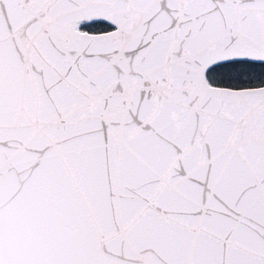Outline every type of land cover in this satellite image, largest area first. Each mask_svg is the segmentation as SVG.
<instances>
[{
  "label": "snow or ice",
  "instance_id": "obj_1",
  "mask_svg": "<svg viewBox=\"0 0 264 264\" xmlns=\"http://www.w3.org/2000/svg\"><path fill=\"white\" fill-rule=\"evenodd\" d=\"M0 264H264V0H0Z\"/></svg>",
  "mask_w": 264,
  "mask_h": 264
}]
</instances>
